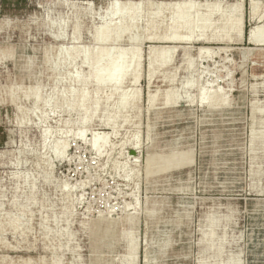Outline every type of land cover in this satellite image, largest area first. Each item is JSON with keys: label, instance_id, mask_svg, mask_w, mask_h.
I'll return each mask as SVG.
<instances>
[{"label": "rangeland", "instance_id": "rangeland-1", "mask_svg": "<svg viewBox=\"0 0 264 264\" xmlns=\"http://www.w3.org/2000/svg\"><path fill=\"white\" fill-rule=\"evenodd\" d=\"M251 1L0 0V264H264V51H251L264 30L248 38L264 28V0L255 16ZM239 2L242 39L158 40L178 10L158 3L220 11L216 35ZM163 47L176 51L164 67L156 52L151 72ZM129 48L137 85L106 83L117 63L89 79L93 58ZM124 96L136 98L120 111Z\"/></svg>", "mask_w": 264, "mask_h": 264}, {"label": "bare ground", "instance_id": "bare-ground-1", "mask_svg": "<svg viewBox=\"0 0 264 264\" xmlns=\"http://www.w3.org/2000/svg\"><path fill=\"white\" fill-rule=\"evenodd\" d=\"M133 4L129 3L127 6H132ZM259 3L255 0L251 1V7L253 9L252 16H255V12L258 8ZM158 12L162 9H172L177 8V14L173 18V24L171 26V30L169 34H165L163 37L159 38L158 40H161L163 44H171V45H190L194 42H203V43H211V42H231L230 38V32L233 30H236L238 32L239 38L242 39L243 31H242V5L241 3L233 4L230 8L231 11V17L235 18H229L224 21V24L222 25V28L219 33H215L216 35H208L209 28L211 27L209 24L210 19L214 14H218L220 11H208V14H199L198 10L193 12L197 6L194 4H166V3H158L157 5ZM199 7V6H198ZM206 9H210V5H205ZM118 11H114L112 14L113 16L117 15ZM195 15V17L192 19L191 17ZM159 13H156L155 16H158ZM221 20L224 18L223 14H220ZM225 19V18H224ZM139 26L138 23H133L129 27H126V32H131L130 29ZM117 26H115L116 28ZM151 28H154L155 26H150ZM108 25L103 24L101 28L97 30L98 35L96 36L95 40L100 41L103 40V37H101L100 34H102L104 31H107ZM198 29H201V33L199 35H196ZM264 28H253L251 32L249 33V40L250 42H256L258 34H260L261 31H263ZM157 40V39H153ZM141 42V39L139 40ZM160 42V41H159ZM136 48H129L124 51H121L122 54L117 59H112L108 57V54H104L103 56L99 57L97 60L93 58L92 66H91V73H90V80L96 83V85H100L103 80L100 79L101 74L111 66L115 65L116 63L122 66V70L120 74L114 75L111 78H109L106 83L113 84V82H117L118 84H125L128 81H132L134 85L138 84V78L135 75L134 71L133 73L130 70V66L134 60L135 64H137L136 68L139 67V52ZM176 51V47H163L160 48L159 51L155 49H151L149 52V69L152 72L155 65H156V52L162 57L161 58V67L166 66L169 64V55L171 53H174ZM205 51L204 48L200 50V54H202ZM251 51H264V49H252ZM248 60V59H247ZM154 75V74H153ZM153 77V76H152ZM151 77V79H152ZM88 82V81H87ZM150 92V91H149ZM88 95L82 94L79 99L76 100L74 108H80L81 106H86ZM136 96L129 97L124 96L119 105L118 109L120 111H126L131 107V105L134 103ZM156 96L155 95H149V102L153 103L155 101ZM208 100H210V107L209 108H215L216 106L221 105L222 103L218 102V96L217 94H211L208 96ZM109 99H106V102H108ZM224 102V101H222ZM177 99L175 97V93L169 92L167 93L166 99H165V106L171 107L177 105ZM100 102L96 101L94 103L96 110L99 108ZM224 104V103H223ZM226 104V103H225ZM118 119V116L114 118L113 121H111V118H108L105 121V124L107 126H111L112 122H115V120ZM129 122V121H128ZM86 123V122H85ZM127 124V123H126ZM125 125V124H124ZM80 137H83V135H80ZM254 140V139H253ZM100 139L97 136H94L92 138V147H97ZM67 149V146H56L54 155H64L65 150ZM58 157V156H57ZM60 158V157H59ZM62 159V157H61ZM213 227H216L215 224H213ZM129 239V238H128ZM127 239V240H128ZM130 255L131 258L134 260L135 255L137 252V246L134 243L133 239H130ZM219 255V252H218ZM130 257V256H129ZM145 258L146 255H145ZM146 261V259H144ZM216 259H214L215 261ZM145 263V262H144ZM222 264V263H218ZM223 264H233V262L230 260Z\"/></svg>", "mask_w": 264, "mask_h": 264}]
</instances>
